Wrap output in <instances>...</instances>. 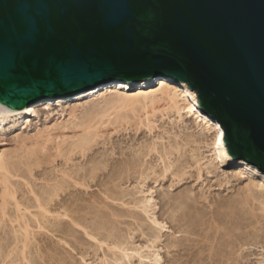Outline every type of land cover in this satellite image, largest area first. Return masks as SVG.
Returning a JSON list of instances; mask_svg holds the SVG:
<instances>
[{
    "label": "rangeland",
    "instance_id": "374dc122",
    "mask_svg": "<svg viewBox=\"0 0 264 264\" xmlns=\"http://www.w3.org/2000/svg\"><path fill=\"white\" fill-rule=\"evenodd\" d=\"M108 94L57 105L54 111L39 107L29 119L13 117L0 125V157L10 155L17 162L32 158L40 164L31 176L16 163L20 176L11 179L30 230L36 233L26 250L30 262L264 264V188L255 183L258 187L248 192L252 183L240 175L239 167L215 159V131L188 109L178 114L162 103L147 113L141 106H132L133 110L121 112L128 114L129 123L105 119L87 151H75L69 158L58 156L59 138L78 139L89 109L115 96ZM54 185L61 194L53 190ZM1 194L0 185V206ZM35 194L46 199L47 208L50 204L43 221L36 219L43 211ZM150 199L149 208L135 204ZM12 203L4 225L0 224V264H15L23 249L16 242L20 233L12 220L18 211ZM1 214L0 207L2 219ZM155 219L164 227L153 224ZM116 241L129 249L130 257L120 259L121 250L112 246ZM15 246L13 257L5 259ZM21 263L26 264L16 261Z\"/></svg>",
    "mask_w": 264,
    "mask_h": 264
},
{
    "label": "water",
    "instance_id": "95a60500",
    "mask_svg": "<svg viewBox=\"0 0 264 264\" xmlns=\"http://www.w3.org/2000/svg\"><path fill=\"white\" fill-rule=\"evenodd\" d=\"M167 77L264 171V0H0V100Z\"/></svg>",
    "mask_w": 264,
    "mask_h": 264
},
{
    "label": "bare ground",
    "instance_id": "6f19581e",
    "mask_svg": "<svg viewBox=\"0 0 264 264\" xmlns=\"http://www.w3.org/2000/svg\"><path fill=\"white\" fill-rule=\"evenodd\" d=\"M157 87H159L160 89L158 90ZM110 92H111V95H113L112 94V92H113L115 94V96L112 97L111 99L107 98L108 100L105 98L106 100L102 104L100 103L99 108L92 109L91 111L89 109V114H87L89 117L87 116L88 118L84 122V124L82 122L81 123L82 125H80L81 128H82V134H79L80 136L78 135L79 136L78 139H76L74 137H72V138L70 137V138H67L66 140H62L61 139L62 137L59 138V142H57V148H56L58 156L69 158V156H71L75 151L79 150L78 153L82 152V151H87L93 145L94 140L99 136V129H100V127L103 124V121L105 119H109L110 122L113 123V124H121V123L123 124L125 122L129 123V117L127 116L128 114L127 115L125 113L122 114L123 113L122 111L125 110L126 113H127L126 109L132 108V106H136L137 105L139 107L141 106L143 109L146 110L145 112L148 113V109L152 108L153 110H155V108L159 107V106L156 107L157 105L163 103L162 106L163 105L166 106L165 107L166 110H173V111H176V113L181 114V112L183 110L188 109L190 113H194V114H196L198 116V118H201L202 120L206 121L208 123V126L210 128H212L215 131V133H216L215 138H214V142L212 144L214 146V150H215V152H214L215 153L214 155L216 156L215 159L218 160L223 165H226L228 163H235L240 169V171H239L240 175H244L249 180V182L252 183L251 185L249 184L248 187L246 186L248 192L253 193V191L255 189V186H257V184H259V186L264 188V171L262 169H260L259 167L255 166V165H252L251 163H249V162H247V161H245L243 159H240V160L234 159L229 154V151H228L227 146L225 144V132H224V129L222 128L220 123L214 117H212L211 115H209L205 111H203V109L201 108V106L199 104L197 92L194 91L193 89H191L186 83L175 81L172 78L155 77V78H148V79L143 80L141 82L114 81V82H110V83L101 85V86L97 87L94 90H91L89 92H86L84 94H81V95H78V96H75V97H72V98H68V99L47 98V99H44L42 101L33 103V104L29 105V106L20 107V108L12 106V105H9L8 103H5V102L0 100V125L3 126L8 120H10L13 117H21L23 119H29V118L33 117V115L37 114V108H39V107H44V110H46V111H54V108L57 107V105H59V107H61L64 104L66 105L69 102L78 101V100L83 99V98H90V99H94L95 100L97 97L107 96V94L108 93L110 94ZM136 92H138V93H136ZM181 102H183V105L185 104V107H183ZM132 110H133V108H132ZM136 111H137V109H136ZM131 112H133V111H131ZM115 113H117L118 116H117V114L114 116ZM70 114H72V113H70ZM112 116H114L115 118H111ZM74 118H76V117H74ZM147 126H148V124H147ZM36 155H37V153L34 154V156H36ZM9 156L4 154V155H2L0 157V185L2 187V194H1L2 205L0 206L1 207V213H2L1 214L2 219L0 218V224L2 223V220H4V218H6L8 216L7 210H8L10 205H13L12 202H14V205L16 206L15 209H17V211H18V215L16 213V216L14 217L15 219L13 218L12 222L17 223V225H18L19 230H17L16 233L17 234L20 233V238H19V240H17V238H16V242H18L19 245H20V242H21V245H22V248H23L22 251H20L21 253L15 256L16 257V261L17 262L18 261H24V262H26V264L27 263L31 264L32 262H30V260H29L31 258L28 259L29 256L28 257L26 256L27 255L26 254V252H27L26 250L29 247L30 241L33 239V235L35 234L34 235V237H35L36 233L32 232L33 231L32 228L30 230V224L27 222L25 212L21 208L20 201L16 199V193H17L16 191L17 190H15L16 188H15V186H13L14 184L12 183L11 179L14 178L15 175H17V174L19 175L18 167L20 165H21V167L24 166L25 168H27V171L32 176V173L34 171L35 166L39 167L40 164L38 163V161L36 163H34L35 161L33 162L32 158H28V159L25 158L26 161H23V160L18 161V162L17 161H13L12 158L10 159ZM53 157H55V156H53ZM31 159H32V161H31ZM16 163H17V165L19 164V166L16 167ZM41 165H43V164H41ZM98 165H100V164H98ZM95 168H97V167H95ZM99 171H101V170H99ZM19 172H20V168H19ZM93 174H95V173H93ZM18 175H17V177H18ZM63 176H64V174H63ZM64 177L66 178L68 176H64ZM74 177H76V176H74ZM90 177H92V176H90ZM77 179H75V180H77ZM75 180H74V182H75ZM65 182L66 181H64V183ZM76 182H79V181H76ZM82 183H77V184L81 185ZM255 183H257V184L254 185ZM65 184H68V183L66 182ZM62 185H64V184L62 183ZM80 185H78V186H80ZM84 185H85V183H84ZM26 186H28V184ZM59 186H60V184H59ZM66 188H67V185H66ZM54 189L58 190V189L55 188V185H54L53 190ZM46 191H45V193H47ZM58 191L57 192L53 191V192H55V194H56V193H58ZM60 191H61V189H60ZM60 191H59V193H60ZM115 192L116 191H114V193ZM50 194H51V192H50ZM49 195H48V197H49ZM56 195H58V194H56ZM35 196H36V194H35ZM114 196H112V197H114ZM116 196H117V194H116ZM118 196H120V198H121L120 194ZM38 197L39 196H36V198H37L36 200L38 202L37 207L43 212L41 213L42 217L40 218V216L38 217L36 215L37 216L36 219L39 218L40 220L42 219V221H43V218L45 219V214L47 215V214L50 213V211L48 209L50 207V204H49V207L47 208L46 204H48V203L44 204V202H43L46 199L42 200L41 197H40V199L42 200L41 201L40 199H38ZM49 198H52V197H49ZM52 199H50V200H52ZM114 199H116V198H114ZM152 200L153 199L147 200L146 202H143V201L142 202H137L135 204H136V206L143 205L145 208H147V207L149 208V205L152 204ZM47 201H49V200H47ZM22 210H23L24 213L22 212ZM66 211L67 210H65V212ZM58 215L60 216L61 214H58ZM65 215H68V213H65ZM113 216L116 217L117 215L113 214ZM56 219H57V217H56ZM42 221H40L38 223L40 224ZM58 221H60V220L58 219ZM4 222H6V221H4ZM45 222H47V221H45ZM153 222H154L153 224L159 225L161 228L164 227V225L159 223V221L156 220V219L153 220ZM108 225H109V222H108ZM15 226H16V224H15ZM55 227H57V226L55 225ZM40 228H43L42 224H40ZM50 229L52 230L51 227H50ZM18 231H20V232H18ZM156 238H158V237H156ZM115 240H117V239H115ZM118 241L113 242L112 246L114 247V249L121 250L122 256H121L120 259L122 260L124 258L130 257L131 254H128V252H127L129 249L128 248L124 249V247L122 248L123 243H121V241L120 242H118ZM16 248L17 247L15 246V248H14L15 250L12 249V251L7 254L5 259L10 258L11 255L13 257V254H15ZM112 251H114V250H112ZM157 256L159 257V254ZM13 260H11V261H13ZM16 261H13V262H15V264H16Z\"/></svg>",
    "mask_w": 264,
    "mask_h": 264
}]
</instances>
